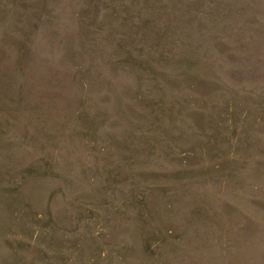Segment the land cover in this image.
Here are the masks:
<instances>
[{
  "label": "rangeland",
  "instance_id": "1",
  "mask_svg": "<svg viewBox=\"0 0 264 264\" xmlns=\"http://www.w3.org/2000/svg\"><path fill=\"white\" fill-rule=\"evenodd\" d=\"M0 264H264V0H0Z\"/></svg>",
  "mask_w": 264,
  "mask_h": 264
}]
</instances>
